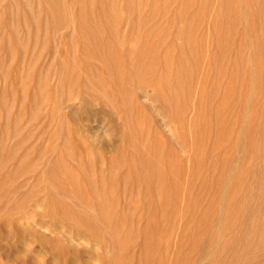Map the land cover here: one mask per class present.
<instances>
[{
    "label": "rangeland",
    "instance_id": "1",
    "mask_svg": "<svg viewBox=\"0 0 264 264\" xmlns=\"http://www.w3.org/2000/svg\"><path fill=\"white\" fill-rule=\"evenodd\" d=\"M47 2L0 0V264H264V0Z\"/></svg>",
    "mask_w": 264,
    "mask_h": 264
},
{
    "label": "bare ground",
    "instance_id": "2",
    "mask_svg": "<svg viewBox=\"0 0 264 264\" xmlns=\"http://www.w3.org/2000/svg\"><path fill=\"white\" fill-rule=\"evenodd\" d=\"M45 1L47 2L48 0H45ZM49 1H50V0H49ZM52 1H53V3H54L55 0H52ZM58 1H59V3L62 4V2H60V0H58ZM90 1H91V0H89V2H90ZM9 2H10V1H9ZM94 2H95V1H94ZM32 3H33V2H32ZM47 3L49 4L50 2H47ZM84 3H85V2H84ZM87 3H88V2H87ZM96 3H97V2H96ZM27 4H28V3H27ZM61 4H60V5H61ZM55 5H56V4H55ZM60 5H59V7L63 6V5H61V6H60ZM117 5H118V4H117ZM88 6H89V5H88ZM96 6H97V5H96ZM7 7H8V6H7ZM24 7H25V6H24ZM50 7H51V3H50ZM50 7H49L48 9H50ZM83 7L87 9V7L82 6V8H83ZM8 8H10V7H8ZM51 8H52V7H51ZM96 8H97V7H96ZM103 8H104V7H103ZM106 8H107V7H105V9H106ZM250 8H251V7H250ZM48 9H47V11H49ZM105 9H104V11H105ZM247 9H248V8H247ZM58 10H59V9H58ZM58 10H57V7L55 6V9L52 8L51 11H54V13H55V12H57ZM81 10H82V9H81ZM3 11H4V10H3ZM17 11H19V10H17ZM44 11H46V10H44ZM82 11H84V10H82ZM106 11H107V10H106ZM262 11H263V10H262ZM6 12H8V11H6ZM28 12H29V11H28ZM60 12H62V11H60ZM84 12L87 13L86 11H84ZM84 12H82V14H84ZM20 13H21V12H20ZM22 13H23V12H22ZM80 13H81V11H80ZM107 13H108V12H107ZM140 13H141V12H140ZM3 14H4V13H3ZM3 14H2V15H3ZM40 14H42V13L40 12ZM45 14H46V13H45ZM51 14H53V12H51ZM62 14L64 15V12H63ZM62 14H60V15L62 16ZM82 14H81V16H82ZM263 14H264V13H263ZM53 15H54V14H53ZM57 15H58V17L60 16V15H59V12H57ZM84 15H85V14H84ZM111 15H112V13H111ZM4 16H5V15H4ZM33 16H34V15H33ZM35 16H37V14H36ZM35 16H34V17H35ZM61 16H60V17H61ZM86 16H87V15H85V17H86ZM23 17H24V16H23ZM58 17H57V20L59 21L61 18L59 17L60 19H58ZM2 18H3V17H2ZM15 18H16V17H15ZM40 18H41V16H40ZM54 18H56V15H55ZM54 18H53V19H54ZM69 18H70V17H69ZM28 19H29V18H28ZM28 19H27V20H28ZM65 19H66V18H65ZM84 19H85V18H84ZM39 20H40V19H39ZM54 20H55V19H54ZM79 20H80V19H79ZM23 21H24V20H23ZM28 21H29V20H28ZM61 21H62L63 23H62ZM0 22H1V21H0ZM29 22H30V21H29ZM53 22L56 23V25L58 24L57 26H59V24H64V23H65V21L62 20V19L59 21V23H57V22H55V21H53ZM60 22H61V23H60ZM80 22H82V21H80ZM148 23H149V22H148ZM34 24H35V23H34ZM34 24H33V25H34ZM85 24H86V23H85ZM87 24L89 25V23H87ZM1 25H2V24H1ZM28 25H29V24H28ZM39 25H40V24H39ZM92 25H93V24H92ZM31 26H32V25H31ZM37 26H38V25H37ZM40 26H41V25H40ZM53 26H54V25H53ZM57 26H55V28H56ZM61 26H63V25H60V28H61ZM64 26H65V25H64ZM66 26H67V25H66ZM150 26H151V24H150ZM94 27H95V26H94ZM94 27H93V28H94ZM58 28H59V27H57V29H58ZM82 28H83V27H82ZM82 28H81V30H83ZM93 28H92V29H93ZM103 28H104V27H103ZM57 29H56V30H57ZM95 29H96V28H95ZM39 30H40V29H39ZM86 30H88V29H86ZM86 30L83 31V32H86V34L84 35V37L80 35V39H84V38L87 39V38H88V39H89V40L87 39L88 41H92V39H94V41H95L96 38H92V37H91V35H93V34H92V31H90V32H91V33H90V32H89L90 29H89L88 31H86ZM96 30H97V29H96ZM249 30H250V29H249ZM12 31H13V30H12ZM12 31H11V32H12ZM25 31H26V30H25ZM98 31H100V29H99ZM30 32H31V31H30ZM39 32H40V31H39ZM47 32H48V31H47ZM93 32H95V30H94ZM89 33H90V34H89ZM49 34H51V33H49ZM66 34H67V33H65V34H63V35H66ZM79 34H82V33H79ZM87 34H88V36H87V38H86L85 36H86ZM95 34H96V36H97L98 34L100 35V33L97 32V31H96V33H94V35H95ZM9 35H10V34H9ZM17 35H18V34H17ZM29 35H30V34H29ZM40 35H41V34H40ZM40 35H39V37H40ZM63 35L61 34V36H63ZM89 35H90L91 39H90ZM105 35H106V33H105ZM12 36H13V35H12ZM71 36H72V34H71ZM74 36H75V35H74ZM102 36H103V33H102ZM19 37H20V36H19ZM39 37H38V38H39ZM49 37H50V36H49ZM49 37H47V38H48L47 40H49ZM53 37H54V36H53ZM69 37H70V36H69ZM69 37L67 36L68 39H70ZM81 37H82V38H81ZM93 37H95V36H93ZM98 37H99V38H98ZM100 37H101V36H97L98 40L100 39ZM256 37H257V36H256ZM29 38H30V37H29ZM33 38H34V37H33ZM62 38H63V37H62ZM62 38H61V39H62ZM73 38L75 39V37H73ZM78 38H79V36H78ZM78 38H77V39H78ZM15 39H16V38H15ZM148 39H149V38H148ZM18 40H19V39H18ZM29 40H30V39H29ZM33 40H34V39H33ZM65 40H66V38H65ZM65 40L62 41V43H64V42L66 43V42L69 41V40H68V41H65ZM87 40H84V41H83L84 43H85V41H86V43H85L86 46H87ZM100 40H102V39H100ZM106 40H107V39H106ZM30 41H31V40H30ZM34 41H35V40H34ZM36 41H37V39H36ZM58 41H59V40H58ZM60 41H61V40H60ZM79 41H80V40H79ZM94 41H92V43H93ZM102 41H103V40H102ZM147 41H148V40H147ZM263 41H264V40H263ZM14 42H15V41H14ZM81 42H82V41H81ZM83 42H82V43H83ZM107 42H108V41H107ZM121 42H122V41H121ZM46 43H47V42H46ZM70 43L72 44L71 41H70ZM70 43L68 42L67 44L70 45ZM88 43L91 44L90 42H88ZM138 43H139V42H138ZM48 44H50V43L48 42ZM89 44H88V47H87V48H89ZM100 44H101V42H100V43L98 42V45H99V46H100ZM121 44H122V43H121ZM154 44H155V43H154ZM262 44H263V43H262ZM0 45H1V44H0ZM85 45H84V46H85ZM102 45L104 46V44H102ZM102 45H101V46H102ZM50 46H51V45H50ZM64 46H65V44H64ZM148 46H149V45H148ZM263 46H264V45H263ZM72 47L74 48V46H72ZM72 47H70V48H72ZM107 47H108V45L106 46V48H107ZM112 47H114V46H112ZM66 48H68V47H66ZM73 48L70 49V51L73 50ZM82 48H83V47H82ZM90 48H93V44H91ZM95 48H96V47H95ZM118 48H119V47H118ZM83 49H85V47H84ZM83 49H82V50H83ZM93 49H94V48H93ZM93 49H92L91 51H93ZM97 49H100V48H97ZM101 49H102V48H101ZM101 49H100V50H101ZM7 50H8V49H7ZM49 50H50V49H49ZM59 50H60V49H59ZM116 50H117V49H116ZM116 50H115V51H116ZM122 50H123V49H122ZM103 51H105V48L103 49ZM103 51L98 52V53L101 55V53H102ZM108 51H110V50L107 48V51H106V52H108ZM23 52H24V51H23ZM68 52H69V50H68ZM83 52H84V50H83ZM85 52H86V51H85ZM62 53H63V52H62ZM65 53H66V52H65ZM110 53H111V52H110ZM147 53H148V52H147ZM254 53H255V52H254ZM20 54H21V53H20ZM88 54L90 55V53H87L86 55H88ZM93 54H94V53H92V55H93ZM95 54H96V53H95ZM95 54H94V56H93L94 59H95V57H96ZM107 54H108V53H107ZM24 55H25V54H24ZM41 55H42V54H41ZM65 55H66L67 57L65 56V57H66V60H65L66 62H64V65L67 64V66H68V63L70 62V60L67 62V60H68L67 58L70 56V54H67V53H66ZM89 55H88V56H89ZM96 55H98V54H96ZM100 55H99V56H100ZM102 56H103V55H102ZM102 56H101V57H102ZM106 56H107V55H106ZM111 56H112V55H111ZM83 57H84V56H83ZM112 57H113V56H112ZM54 58H55V57H54ZM69 58H71V57H69ZM84 58H85V57H84ZM90 58L92 59L91 56H90ZM97 58H98V56L96 57V59H97ZM106 58H107V57H106ZM109 58H110V55H109ZM63 59H64V58H63ZM63 59H61V60H63ZM71 59H72V58H71ZM113 59H114V58H113ZM120 59H121V58H120ZM97 60H99V58H98ZM106 60H107V59H106ZM215 60H216V59H215ZM0 61H1V60H0ZM23 61H24V60H23ZM104 61H105V60H104ZM104 61H103V62H104ZM108 61H109V63H110V60H109V59H108ZM135 61H136V60H135ZM58 62H60V61H58ZM74 62H75V60H74ZM84 62H85V60H84ZM96 62H97V61H96ZM62 63H63V62H62ZM71 63H72V62H71ZM75 63H76V62H75ZM0 64H1V63H0ZM80 64H81V63H80ZM111 64H112V63H111ZM64 65H63V66H64ZM84 65H85V64H84ZM103 65H105V63H103ZM128 65H129V64H128ZM61 66H62V64H61ZM63 66H62V67H63ZM65 66H66V65H65ZM65 66H64V67H65ZM71 66H72V65H71ZM34 68H35V67H34ZM34 68H33V69H34ZM65 68H67V67H65ZM214 68H215V67H214ZM50 70H51V69H50ZM65 70H66V69H65ZM71 70H72V69H71ZM103 70H104V69H103ZM31 71H32V70H31ZM79 71H80V70H79ZM113 71H114V70H113ZM137 71H138V69L136 70V72H134V71H132V72H134V73L136 74ZM148 71H149V70H148ZM152 71H153V70H152ZM6 72H7V71H6ZM57 72H58V71H57ZM61 72H63V71H61ZM61 72H60V73H61ZM69 72H70V71H69ZM69 72H68V71L66 72L67 74L65 75V77L67 76V78H68V77L70 76V73H71L72 71H71L70 73H69ZM183 72H184V71H183ZM187 72H188V71H187ZM74 73L76 74V72H74ZM112 73H113V72H111V74H112ZM139 73H141V72L139 71L138 74H139ZM68 74H69V75H68ZM75 74H74V76H75ZM77 74H78V73H77ZM113 74H114V73H113ZM113 74H112V75H113ZM131 74H132V73H131ZM131 74H130V75H131ZM138 74H137V75H138ZM141 74H143V73H141ZM145 75H146V74H145ZM74 76H72V79H74V78H73ZM100 76H101V74H100ZM132 76H134V74H133ZM135 76H136V75H135ZM146 76H147V75H146ZM75 77H76V78H79L78 76H75ZM94 77H95V76H94ZM123 77H124V76H122V77H120V78L122 79ZM138 77H139V76H138ZM1 78H2V77H1ZM70 78H71V76L69 77V79H70ZM76 78H75V79H76ZM97 78H98V77H97ZM120 78H119V79H120ZM136 78H137V77H135V78H133V79H136ZM141 78H142V76H141ZM141 78H140V79H141ZM143 78H144V80L146 79L145 77H143ZM69 79H68V80H69ZM100 79H101V78H100ZM138 79H139V78H138ZM63 80H64V79H63ZM98 80H99V79H98ZM116 80H117V79H116ZM124 80H125V78H124ZM136 80H137V79H136ZM16 81H17V80H16ZM59 82H60V81H59ZM93 82H94V81H93ZM97 82H98V81H97ZM112 82H113V81H112ZM251 83H252V82H251ZM75 84H76V82H75ZM50 85H51V84H50ZM63 85H64V84H63ZM78 85H79V84H78ZM99 85H100V84H99ZM101 85H102V84H101ZM83 86H84V85H83ZM114 86H115V85H114ZM127 86H128V84H127ZM18 87H19V86H18ZM20 88H21V87H20ZM56 88H57V87H56ZM137 88H138V87H137ZM228 88H229V87H228ZM24 89H25V88H24ZM25 90H26V89H25ZM51 90H52V88H51ZM51 90H50V91H51ZM109 90H110V89H109ZM1 91H2V90H1ZM53 91H54V90H53ZM62 92H63V91H62ZM98 93H99V92H98ZM174 93H175V92H174ZM214 93H215V92H214ZM53 94H54V93H53ZM93 94H94V93H93ZM95 94H96V93H95ZM0 95H1V94H0ZM64 95H65V94H64ZM87 96H88V95H87ZM89 96H90V95H89ZM103 96H104V95H103ZM125 96H126V95H125ZM250 96H251V95H250ZM133 97H134V96H133ZM157 97H158V96H157ZM99 98H100V96H99ZM104 98H105V97H104ZM126 98H127V97H126ZM126 98H124V99L127 101ZM60 99H61V98H60ZM66 99H68V98H66ZM109 99H110V97H109ZM129 99H130V98H129ZM94 100H95V99H94ZM104 100H105V99H104ZM158 100H160V99H158ZM45 101H46V100H45ZM53 101H54V100H53ZM114 101H115V100H114ZM46 102H47V101H46ZM87 103H89V101H88ZM24 104H25V103H24ZM123 104H124V103H123ZM1 105H2V104H1ZM260 105H261V104H260ZM52 106H53V105H52ZM85 106H87V104H86ZM85 106L83 107L84 110H85V108H86ZM123 106H124V105H123ZM59 108H60V107H59ZM62 109H63V108H62ZM203 109H204V108H203ZM47 110H48V109H47ZM40 111H41V110H40ZM52 111H53V110H51V112H52ZM61 112H62V111H61ZM135 112H136V111H135ZM43 113H44V112H43ZM43 113H42V114H43ZM132 114H133V113H132ZM60 116H61V115H60ZM67 117H68V116H67ZM6 119H7V118H6ZM44 122H46V121H44ZM129 122H130V121H129ZM124 124H125V123H124ZM47 125H48V124H47ZM125 125H126V124H125ZM41 126H42V125H41ZM40 129H41V128H40ZM74 132H75V131H74ZM20 134H21V133H20ZM66 134H67V133H66ZM15 135H16V134H15ZM227 135H229V134H227ZM16 136L18 137V135H16ZM17 137H16V138H17ZM19 137H20V136H19ZM79 139H80V138H79ZM21 140H22V139H21ZM76 142H77V141H76ZM261 142H262V141H261ZM28 143H29V142H28ZM78 143H79V142H78ZM78 143H77V144H78ZM20 144H21V143H20ZM80 144H81V143H80ZM24 147H25V146H24ZM80 148H81V147H80ZM159 149H160V148H159ZM2 151H3V150H2ZM260 152H262V151H260ZM3 153H4V152H3ZM122 153H123V152H122ZM120 154H121V153H120ZM1 155H2V154H1ZM11 155H12V154H11ZM69 155H70V154H69ZM262 155H263V154H262ZM251 157H252V156H251ZM263 158H264V157H263ZM148 160H149V159H148ZM262 160H264V159H262ZM3 163H4V162H3ZM4 169H5V168H4ZM199 177H200V176H199ZM254 178H255V177H254ZM256 178H257V177H256ZM58 182H59V181H58ZM149 182H150V181H149ZM262 182H263V181H262ZM258 183H259V182H258ZM63 185H64V184H63ZM61 186H62V185H61ZM258 186H260V185H258ZM259 188H260V187H259ZM63 189H64V188H63ZM252 189H253V188H252ZM261 189H262V188H261ZM261 189H260V190H261ZM263 189H264V187H263ZM263 189L261 190V192L264 191ZM208 192H209V191H208ZM250 192H251V191H250ZM253 193H254V192L250 193V195H251V194L253 195ZM231 194H232V193H231ZM254 194H255V193H254ZM263 194H264V193H263ZM260 196H261V195H260ZM262 196H264V195H262ZM262 196H261V197H262ZM220 197H221V196H220ZM255 197H258V196H255ZM253 199H254V198H253ZM169 200H170V199H169ZM234 200H235V199H234ZM250 200H251V198H250ZM167 201H168V200H167ZM237 201H238V200H237ZM217 202H219V201H217ZM246 202H247V201H246ZM245 204H246V203H245ZM55 205H56V204H55ZM158 205H159V204H158ZM204 205H205V204H204ZM229 208H230V207H229ZM245 210H247V209H245ZM247 211H248V210H247ZM236 212H237V211H236ZM246 213H249V212H246ZM246 213H245V214H246ZM229 214H230V213H229ZM236 215H237V213H236ZM248 215L250 216V214H248ZM104 216H105V215H104ZM226 216H227V215H226ZM237 216H238V215H237ZM246 217H247V216H246ZM238 218H240V216H239ZM241 218H242V217H241ZM236 219H237V218H236ZM242 219H243V218H242ZM242 219H241V220H242ZM241 220H240V221H241ZM90 222H91V221H90ZM233 222H234V219H233ZM236 223H237V222H236ZM241 223H242V221H241ZM94 224H95V223H94ZM237 224H238V223H237ZM247 224H248V223H247ZM247 224H246V226H247ZM250 224H251V223H250ZM250 224H249V227H250ZM234 225H235V224H234ZM240 225H241V224H240ZM240 225H238V226H240ZM256 225H257V223H256ZM242 226H243V225H242ZM261 226H262V225H261ZM261 226H260V227H261ZM263 226H264V225H263ZM29 227H30V226H29ZM249 227L247 226V228H249ZM255 227H256V226H255ZM255 227H254V228H255ZM238 228H239V227H238ZM245 228H246V227H245ZM249 229H250V228H249ZM236 230H237V229H236ZM241 230H242V229H241ZM255 230H257V229H255ZM238 232L240 233V231H238ZM262 232H263V231H262ZM249 233H250V232H249ZM249 233H248V234H249ZM254 233H255V231H254ZM235 234H236V233H235ZM257 234H258V233H257ZM200 235H201V234H200ZM250 236H251V234H250ZM261 236H262V235H261ZM245 237H246V235H245ZM248 237H249V236H248ZM251 237H252V236H251ZM198 238H199V237H198ZM237 238H239V237H237ZM246 239H247V238H246ZM236 240H237V239H236ZM243 240H244V239H243ZM252 240H255V239H252ZM239 243H240V242H239ZM233 244H234V243H233ZM242 245H243V244H242ZM244 245H245V244H244ZM237 249H238V248H237ZM238 250H239V249H238ZM243 250H244V249H243ZM258 252H259V251H258ZM238 256H239V255H238ZM250 258H251V257H250ZM261 258H262V257H261ZM237 260H238V259H237ZM237 262H238V261H237Z\"/></svg>",
    "mask_w": 264,
    "mask_h": 264
}]
</instances>
